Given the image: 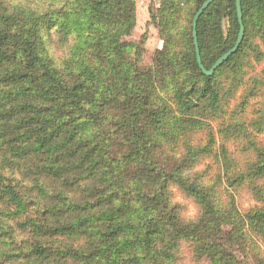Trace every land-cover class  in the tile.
Wrapping results in <instances>:
<instances>
[{"label":"trees","instance_id":"trees-1","mask_svg":"<svg viewBox=\"0 0 264 264\" xmlns=\"http://www.w3.org/2000/svg\"><path fill=\"white\" fill-rule=\"evenodd\" d=\"M206 1L150 5L164 45L141 67L136 0H0V264H264V0L213 76ZM239 32L214 0L207 70Z\"/></svg>","mask_w":264,"mask_h":264},{"label":"rangeland","instance_id":"rangeland-1","mask_svg":"<svg viewBox=\"0 0 264 264\" xmlns=\"http://www.w3.org/2000/svg\"><path fill=\"white\" fill-rule=\"evenodd\" d=\"M136 1L137 27L128 40L134 43H139L142 39L146 40L145 45L142 47L138 56V64L141 67H148L152 65L156 51L162 49L164 45V41L161 39L158 29L155 27V25L152 24L149 14L150 5H153L154 7H159L160 0ZM262 69H264V63L262 65H258L257 72ZM260 140L264 142V135L260 137ZM234 193L238 208L242 213L255 206L256 203L252 199L250 193H248L245 189L241 188L238 191H234ZM174 196L175 201L185 207V218L187 220L196 219L198 215V208L195 203L192 200L186 198L177 188L174 189ZM183 264H193L190 260L189 249L187 246L184 247Z\"/></svg>","mask_w":264,"mask_h":264},{"label":"water","instance_id":"water-1","mask_svg":"<svg viewBox=\"0 0 264 264\" xmlns=\"http://www.w3.org/2000/svg\"><path fill=\"white\" fill-rule=\"evenodd\" d=\"M214 0H207L203 6L199 9V11L196 13L194 20H193V37H194V45H195V51L197 55V61L199 64L200 69L206 76H213L215 72L222 67V65L228 61L230 57H232L240 48L244 36H245V26L243 23V10H242V0H236V8H237V16L240 24V32L239 36L237 39V42L235 46L228 51L226 54H224L214 65L210 70H207L203 63H202V57H201V52L199 48V40H198V33H197V26H198V21L201 18V16L206 12V10L212 5Z\"/></svg>","mask_w":264,"mask_h":264},{"label":"clouds","instance_id":"clouds-1","mask_svg":"<svg viewBox=\"0 0 264 264\" xmlns=\"http://www.w3.org/2000/svg\"><path fill=\"white\" fill-rule=\"evenodd\" d=\"M67 49L66 48H62L58 51H53L51 53V57L54 60V62H56V65L59 66L60 62L62 59L67 57Z\"/></svg>","mask_w":264,"mask_h":264}]
</instances>
